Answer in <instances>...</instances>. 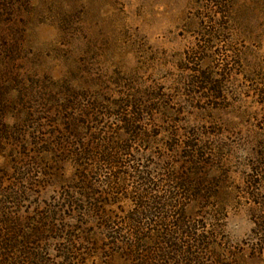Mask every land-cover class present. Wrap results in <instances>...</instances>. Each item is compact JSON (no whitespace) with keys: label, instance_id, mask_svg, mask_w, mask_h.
I'll list each match as a JSON object with an SVG mask.
<instances>
[{"label":"rangeland","instance_id":"1","mask_svg":"<svg viewBox=\"0 0 264 264\" xmlns=\"http://www.w3.org/2000/svg\"><path fill=\"white\" fill-rule=\"evenodd\" d=\"M0 264H264V0H0Z\"/></svg>","mask_w":264,"mask_h":264},{"label":"trees","instance_id":"2","mask_svg":"<svg viewBox=\"0 0 264 264\" xmlns=\"http://www.w3.org/2000/svg\"><path fill=\"white\" fill-rule=\"evenodd\" d=\"M107 158H108V157H107ZM114 160H115V158L110 157V159H109V163H111V164L116 163ZM103 162H104V161H103ZM154 204H155V206H156V205H157V206L160 205V203L157 202V201H155ZM161 204H162V203H161ZM162 205H163V207H162L161 209H163V210L166 209V208H165V205H164V204H162ZM164 219H165V221H163V222H165V223H169L168 221H170V220H168V219H166V218H164ZM170 222H171V221H170ZM185 223H186V221H183V220H182V223H179L180 225L177 224V226H179V227H180V226H183V225H185ZM163 224H164V223H163ZM171 224H174V225H175V223H170L169 225L171 226ZM181 224H183V225H181ZM164 225H165V224H164ZM165 226H167V224H166ZM175 226H176V225H175ZM171 233H172V232H170V230H167V235H166V237H167V236L171 237V235H170ZM140 234H141V233H140ZM162 238H163V237H162ZM171 238H173V237H171ZM160 239H161V238H160ZM164 244L167 245L165 242L163 243V245H164ZM163 245H162V243H161L160 246H163ZM171 245H172L171 248H174V249H173L174 251L176 250L178 253L182 251V250H180L179 248H177L176 245H173V243H172ZM163 248H164V247H163ZM176 248H177V249H176ZM160 252H162V251L160 250ZM194 262H196V260H195Z\"/></svg>","mask_w":264,"mask_h":264}]
</instances>
